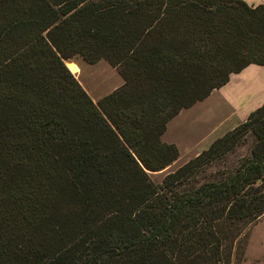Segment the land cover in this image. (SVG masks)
I'll return each mask as SVG.
<instances>
[{
  "label": "trees",
  "instance_id": "16d2710c",
  "mask_svg": "<svg viewBox=\"0 0 264 264\" xmlns=\"http://www.w3.org/2000/svg\"><path fill=\"white\" fill-rule=\"evenodd\" d=\"M74 57L122 84L93 102ZM249 64H264L263 5L0 0V264H229L225 242L264 214V103L148 173L178 158L166 123Z\"/></svg>",
  "mask_w": 264,
  "mask_h": 264
},
{
  "label": "rangeland",
  "instance_id": "374dc122",
  "mask_svg": "<svg viewBox=\"0 0 264 264\" xmlns=\"http://www.w3.org/2000/svg\"><path fill=\"white\" fill-rule=\"evenodd\" d=\"M67 62H69L67 66L70 73L93 102H96L98 98L107 95L122 84V80L117 71L102 59L98 60L97 63L93 65L80 63L76 72H73L70 69V66L76 65L73 58ZM234 84V81H232L230 85H228L230 88L218 91L212 95L210 94V96L194 103L189 108L183 109L181 113L177 114L176 117L170 121L167 127L166 136L162 141L169 143H172L170 140L173 141L177 147L179 158L162 170L149 172L148 176L152 182L159 183L165 174L173 171L179 165L188 160L191 151L194 148H197L196 146L200 145V147H204L208 140L215 137L218 133L217 131L224 129L225 123H222L221 121L227 114L228 109L219 113L212 111V109L220 103V97L224 93L229 92L227 90L230 89L234 91L236 89V85ZM249 143L250 139L248 138L247 143L236 147L234 152L229 155L227 161H225L223 167L227 170H232V168L236 166L237 158L248 152ZM220 168H222L221 165H211L206 171L212 172L215 169ZM248 225L249 224L245 223L239 224L237 226V232H239L240 235L237 240L232 242V239H230L225 242V252L230 253V261L233 253L235 258L240 255L245 238V228ZM262 228H264V219L256 225L254 232L256 231L258 233ZM255 253V245L250 243L247 250V256L253 257Z\"/></svg>",
  "mask_w": 264,
  "mask_h": 264
},
{
  "label": "crops",
  "instance_id": "0c3cea01",
  "mask_svg": "<svg viewBox=\"0 0 264 264\" xmlns=\"http://www.w3.org/2000/svg\"><path fill=\"white\" fill-rule=\"evenodd\" d=\"M241 1L246 3L248 6H256V5L264 6V0H241ZM73 60L78 66V68L80 63H85L80 57L73 58ZM93 64H89V65H93ZM232 81H234L235 83L234 85H236V89L234 91L230 89L227 90L229 92L224 93L220 97V103L212 109V111L216 113L224 112L228 109L227 114L222 118L221 121L222 123H225L224 129L217 131L218 133L215 135V137H212V139L208 140L204 147H200V145L196 146L197 148H194L191 151L189 158L195 156L201 150L206 149L213 140L220 137L226 131H229L238 124L242 123L251 111H253L254 109H256L257 107H259L264 103V64L262 65L249 64L243 69H241L239 72L230 74L228 77V81L221 87L212 90L208 96L218 91H223L224 89L230 88L228 87V85H230ZM182 110H180L179 113H181ZM175 117L176 116L171 118L166 123L165 130L160 136L161 140L165 138L168 124ZM170 142L173 143V141L171 140ZM178 158H179V154H178ZM263 219H264V214L259 216L254 222H252L245 228V233H244L245 238L241 253L237 258H235L233 253L231 255L230 264H264V228L260 229L258 233L256 231L254 232V228L256 227V225ZM250 243L254 244L256 249V253L253 257L247 256V250L249 248Z\"/></svg>",
  "mask_w": 264,
  "mask_h": 264
},
{
  "label": "bare ground",
  "instance_id": "6f19581e",
  "mask_svg": "<svg viewBox=\"0 0 264 264\" xmlns=\"http://www.w3.org/2000/svg\"><path fill=\"white\" fill-rule=\"evenodd\" d=\"M65 62V64H66V66L68 65V63L69 62H67V61H64ZM68 67V66H67ZM70 69L73 71V72H76L77 70H78V67L76 66V65H74V66H70Z\"/></svg>",
  "mask_w": 264,
  "mask_h": 264
}]
</instances>
